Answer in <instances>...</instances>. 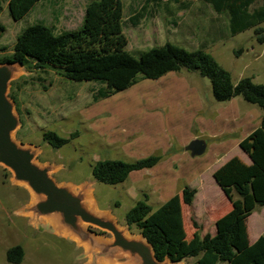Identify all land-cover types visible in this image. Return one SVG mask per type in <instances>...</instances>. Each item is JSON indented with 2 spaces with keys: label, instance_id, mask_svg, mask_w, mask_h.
<instances>
[{
  "label": "rangeland",
  "instance_id": "374dc122",
  "mask_svg": "<svg viewBox=\"0 0 264 264\" xmlns=\"http://www.w3.org/2000/svg\"><path fill=\"white\" fill-rule=\"evenodd\" d=\"M178 1L47 0L16 22L10 16L9 0H0V25L5 28L0 38V61L12 56L17 37L28 26L42 21L57 32L77 30L89 5L99 3L108 16L107 24L118 25L125 37L101 34L100 51H128L139 57L166 43L189 51L204 49L231 73L235 83L250 77L256 84H264V43L257 41L254 28L231 36L228 16L217 14L202 0ZM259 5L261 1L254 6ZM240 49L243 53L237 55ZM32 71L23 69L10 88L9 96L16 102L22 123L16 140L39 147L40 164L62 166L54 175L58 183L79 186L92 182L99 210L111 212L131 235H140V231L128 228L126 214L144 193L157 210L162 202L190 186L201 190L196 205L210 215L204 212L200 219L195 218V209L183 205L187 240L195 222L208 227L202 232H214L215 220L231 209L215 175L235 159L245 164L249 161L236 145L240 133L226 136L233 132L228 122L236 112L252 124L258 113L262 114L258 106L242 97L232 104L216 102L209 80L186 71L183 76L170 72L158 80L139 78L129 89L98 101L93 97L102 87L99 84L66 80L55 66ZM198 89L202 102L195 100ZM46 131L69 138L70 143L55 149L44 141ZM194 135L204 138L209 146L200 157H192L185 149ZM152 155L161 157L156 166L131 173L122 184L106 185L93 177L97 161L134 162ZM31 202L30 191L14 184L12 173L0 166V264H13L7 260V251L17 245L25 250L20 264H89L86 248L58 234L51 224L35 225L30 217L20 214ZM247 228L250 243L264 234V207L250 216ZM99 233L112 238L109 233ZM189 262L193 260L181 264Z\"/></svg>",
  "mask_w": 264,
  "mask_h": 264
},
{
  "label": "trees",
  "instance_id": "16d2710c",
  "mask_svg": "<svg viewBox=\"0 0 264 264\" xmlns=\"http://www.w3.org/2000/svg\"><path fill=\"white\" fill-rule=\"evenodd\" d=\"M42 1L47 0H9L11 18L16 22L23 20ZM202 1L211 5L217 14L228 16L231 36L254 28L257 41L264 43V28L261 27L264 0ZM259 1L261 5L255 7ZM106 17L103 6L92 3L77 30L57 32L55 27L42 21L30 25L17 37L12 56L0 63H21L29 72L55 66L66 80L101 85L94 101L129 89L139 78L158 80L170 72L186 71L209 80L216 102L242 97L258 106L263 111L261 126L240 143L252 164L235 159L215 175L233 207L216 222L215 235L202 236L195 222L196 232L187 240L183 205L191 206L197 195V190L189 186L157 210L152 208L145 195L127 212L126 223L130 230L135 227L145 236L161 261L168 258L172 262L193 260L186 264H264V234L251 244L247 228L250 216L257 208L264 207V84H256L250 77L235 83L231 73L204 49L189 51L166 43L143 52L139 57L128 51H100L97 45L103 41L101 34L122 36L119 26L108 25ZM4 30L0 25V38ZM241 53L242 49L236 52L237 55ZM43 139L55 149L71 140L54 131L44 132ZM160 160L161 157L156 155L134 162L100 160L94 164L92 174L96 182L115 186L126 182L132 172L153 168ZM24 258L25 250L20 245L7 251L10 263L20 264Z\"/></svg>",
  "mask_w": 264,
  "mask_h": 264
},
{
  "label": "water",
  "instance_id": "95a60500",
  "mask_svg": "<svg viewBox=\"0 0 264 264\" xmlns=\"http://www.w3.org/2000/svg\"><path fill=\"white\" fill-rule=\"evenodd\" d=\"M23 69L21 63H0V166L12 173L14 184L24 186L32 194L31 205L24 207L20 214L30 217L35 225L51 224L58 234L86 248L91 258L89 264L185 262H172L168 258L159 260L143 234L131 235L111 212L99 210L93 196V183L79 186L58 183L54 175L62 166L40 164L41 149L16 140L22 123L16 102L9 93L12 82ZM206 149L207 142L203 139H195L186 147L192 157L202 156ZM99 231L111 234L112 238H103Z\"/></svg>",
  "mask_w": 264,
  "mask_h": 264
},
{
  "label": "crops",
  "instance_id": "0c3cea01",
  "mask_svg": "<svg viewBox=\"0 0 264 264\" xmlns=\"http://www.w3.org/2000/svg\"><path fill=\"white\" fill-rule=\"evenodd\" d=\"M31 13H32V11H31ZM185 71H183V72H178L179 73V75H182L183 76V74H185L184 73ZM162 78V77H161ZM190 81L191 82H193L191 79H190ZM195 84V83H194ZM193 84V85H194ZM192 89H194V87L192 86ZM196 94V93H195ZM200 97H201V89H200V91H199V89L197 90V94H196V98H195V100L197 101L198 100V102L199 101H201L200 100ZM238 97H236V98H234V99H232L231 101H228V103H230V104H232V103H234L235 102V100L237 99ZM202 102V101H201ZM236 111V110H235ZM259 115V118L256 120V121H254V122H252V124H248V121L246 120L247 118H244V117H242L240 114H237L236 112H234V115L232 114L231 115V118L233 119V121H232V119H231V121L230 122H228L229 123V126H228V128H229V130L230 131H233V132H230V133H225L226 134V136H235L238 132L240 133V135H239V137L236 139V145L243 151V149L240 147V143L245 139V138H247L251 133H253L256 129H258L260 126H261V122H262V117H263V111H262V114H260V113H258ZM228 128H227V130H228ZM192 139V141L193 140H195V139H203V140H205L204 138H201V137H196L195 135L191 138ZM206 141V140H205ZM207 142V141H206ZM189 145V144H188ZM186 147H187V145H186ZM208 144H207V149H208ZM186 149V148H185ZM207 149H206V151H207ZM225 151H227L226 149H224V151L223 152H225ZM223 152H219V154H221V153H223ZM244 152V151H243ZM245 153V152H244ZM246 154V153H245ZM247 155V154H246ZM248 156V155H247ZM248 158H249V161H248V163H246L247 165H251L252 164V161H251V159H250V157L248 156ZM219 159H221L220 157H219ZM136 172V171H135ZM133 173V172H132ZM131 175V174H130ZM128 180V179H127ZM92 183V182H91ZM94 185V184H93ZM216 185L221 189V187L218 185V183H217V181H216ZM190 187V186H189ZM192 188V187H191ZM194 189H196V188H194ZM93 190H94V188H93ZM183 190V189H182ZM197 190V195H196V197H195V200H194V202H193V204L191 205V206H187V207H189V208H194L195 209V218H198V219H200L201 218V216H202V214H204V212H207L208 214H209V212L208 211H203L202 209H200L199 208V206H197L196 204H197V202H198V196L200 195V193H201V190H199V189H196ZM221 191L223 192V190L221 189ZM181 193H182V191H181ZM180 193V194H181ZM223 194L225 195V193L223 192ZM147 196L148 197V199H149V196L146 194V193H144L143 194V197L144 196ZM225 197L227 198V196L225 195ZM227 200L230 202V200L227 198ZM167 202V201H166ZM163 204L165 203V202H162ZM230 205H231V209L229 210V212L233 209V207H232V204H231V202H230ZM194 211V210H193ZM210 215V214H209ZM221 217V216H220ZM183 219H184V223L186 222V220H185V217H184V214H183ZM213 218L212 217H210V220H212ZM220 218H217L216 220H215V222H214V227H213V229H214V232L212 233H209V234H211V235H215L216 233H217V227H216V222L219 220ZM198 224V226L200 227V229H201V235L202 236H205L206 234H208V232H202L203 230L202 229H208V227L206 226H203L202 225V223H197ZM196 232V228H194V231H192L191 233H189L190 235H189V238L190 237H192V235L194 234ZM259 238V237H258ZM257 240V239H256ZM256 240L253 242V243H255L256 242ZM253 243H251V244H253Z\"/></svg>",
  "mask_w": 264,
  "mask_h": 264
}]
</instances>
